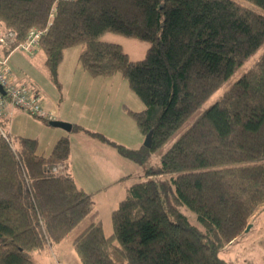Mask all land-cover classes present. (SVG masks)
Here are the masks:
<instances>
[{"label": "trees", "instance_id": "1", "mask_svg": "<svg viewBox=\"0 0 264 264\" xmlns=\"http://www.w3.org/2000/svg\"><path fill=\"white\" fill-rule=\"evenodd\" d=\"M247 1L264 9V0ZM0 27L16 32V44L32 28L47 29L40 49L56 82L64 51L74 46L92 76L126 78L145 103L132 114L152 134L150 147L71 129L138 164L264 44V15L235 0H0ZM107 32L148 42L146 57L133 61L121 45L100 40ZM37 143L0 134V264H35L31 253L65 240L95 206L68 170L69 137L47 156L36 153ZM161 161L126 190L111 234L92 223L73 240L82 264H231L220 252L264 207V51Z\"/></svg>", "mask_w": 264, "mask_h": 264}, {"label": "rangeland", "instance_id": "2", "mask_svg": "<svg viewBox=\"0 0 264 264\" xmlns=\"http://www.w3.org/2000/svg\"><path fill=\"white\" fill-rule=\"evenodd\" d=\"M235 1L264 15L263 8L247 0ZM100 40L121 45L133 61L143 60L150 47L148 42L113 32L103 34ZM81 51V46H74L64 51L63 59L59 65L57 82L50 75L46 66V55L42 50L35 53H28L21 49L15 50L7 63L14 78L16 76L22 78L20 80L15 78V82L20 84L24 82L35 83L43 95L41 99L43 108L46 105L54 109L52 113L55 115L54 121L56 123L37 118L26 112L30 121L18 124L23 130L20 133L37 139L36 153L46 156L52 152L62 137H69L73 153L71 159H75V168L69 166L68 170H71L72 176L82 187L93 191L95 218L103 221L102 226L105 233L109 235L113 231L112 212L125 197L126 189L134 183L148 178L146 170L151 166L160 165L162 156L194 120L211 106L232 82L252 67L264 51V44L182 124L163 146L155 150L144 164H138L118 153L119 161L113 162L111 152L107 150L105 154L98 147L99 144L107 147L110 145L84 131L86 129L101 132L129 148L151 146V143L147 145V139L152 140L151 134L145 135L140 131L132 114V112H140L145 109V103L131 89L128 80L121 74L112 77L92 76L80 62ZM60 123H67L71 126L75 123L84 129L76 127L67 130L61 127ZM94 146L98 148H94ZM97 155L100 156V162L104 165V174L103 172L100 174L99 168L91 164L92 159H96ZM165 176L152 178L160 179ZM184 212L190 216L193 223L197 222L193 212L186 209ZM249 224L256 226L255 228L251 227L248 232L244 231V234L247 235L243 251L234 260L236 264H264V207L251 218ZM77 228L75 229L77 230ZM257 229H261L260 232H257ZM76 230L68 235V240L73 239ZM62 244H59L60 248L67 244V241ZM251 244H257L259 249L253 248ZM230 255L232 256V254L224 253L222 258L229 260ZM55 257L58 259L55 249L31 253V258L35 264H40L41 259L42 264H56V262L53 263ZM44 260L46 261L44 262Z\"/></svg>", "mask_w": 264, "mask_h": 264}, {"label": "built area", "instance_id": "3", "mask_svg": "<svg viewBox=\"0 0 264 264\" xmlns=\"http://www.w3.org/2000/svg\"><path fill=\"white\" fill-rule=\"evenodd\" d=\"M60 0H56L58 3ZM56 12V4L51 10V17ZM51 25L49 21L48 26ZM47 29L32 28L25 41L16 44V32L13 30H5L0 27V49L4 50H24L28 53H35L40 50L41 39L45 35ZM9 55L0 56V134L9 141L11 136L3 128L1 119L7 117V107L11 104L13 107L21 109L37 118L47 121H54L55 116L47 112L41 103V95L37 92L31 83L24 82L22 84L15 82L13 72L7 61ZM56 173H66L64 166H54L52 169Z\"/></svg>", "mask_w": 264, "mask_h": 264}, {"label": "crops", "instance_id": "4", "mask_svg": "<svg viewBox=\"0 0 264 264\" xmlns=\"http://www.w3.org/2000/svg\"><path fill=\"white\" fill-rule=\"evenodd\" d=\"M41 50V49H40ZM39 50V51H40ZM14 52V51H13ZM12 52V53H13ZM6 52L2 49H0V56L4 55ZM11 53V54H12ZM11 54L9 55V59L11 57ZM17 80H20L22 78H20L19 76H16L15 77ZM14 78V79H15ZM15 79V80H16ZM31 82V81H30ZM32 86L34 87V89L39 92V94L41 95V97L43 96L42 93L39 91L38 87H36V84L31 82ZM44 109L49 112V113H52L54 109H52L50 106H46L44 107ZM7 117L4 118V119H1V124L3 126V128L13 137V136H24V137H27V138H31L29 136H26L25 134H22L20 133V131H23L22 128L18 125L19 123L21 122H28L30 121V118H29V115L26 114L25 111L21 110V109H18V108H15L13 107L11 104L8 105L7 107ZM53 114V113H52ZM55 116V115H54ZM55 120V119H54ZM68 122H71V121H68ZM73 125H76L75 123L72 124ZM13 132H16L15 134ZM106 135V134H105ZM107 136V135H106ZM109 137V136H107ZM111 138V137H109ZM33 139V138H31ZM112 139V138H111ZM114 140V139H113ZM115 141V140H114ZM117 142V141H116ZM86 146V145H85ZM98 147L100 149L103 150V152H105L106 154V151L108 150L109 152H111L112 154V160L113 162H118L119 161V156L117 155V151L111 147V146H103L101 144L98 145ZM97 146H94V148H98ZM86 151V150H85ZM101 155V154H100ZM71 156L73 157V153L71 152ZM81 156V154H80ZM98 161H97V160ZM93 158L92 159V162L91 164L94 165V166H97L99 168V171H100V174L103 172L104 174V165L100 162L101 158L100 156L97 155V157ZM75 159H71L70 158V163L69 165L72 167L75 166ZM74 163V164H73ZM73 164V165H72ZM75 168V167H74ZM97 168V170H98ZM95 169V167H94ZM70 173L71 170H70ZM79 184V183H78ZM80 185V184H79ZM81 186V185H80ZM82 187V186H81ZM84 188V187H83ZM129 188V187H128ZM127 188V189H128ZM85 189V188H84ZM126 189V190H127ZM86 190V189H85ZM88 192H91L93 194V191H90V190H87ZM125 194H126V191H125ZM94 196V195H93ZM94 210V209H93ZM93 213V214H92ZM95 215L96 213L94 211H92L82 222L81 224H79L76 228V232H75V236L73 237L72 240H68V237L63 240L62 242L58 243V244H55L53 245L52 247L49 248V250H54L57 252V256H58V259L55 257V261H53V263L56 262V264H82L81 262V259L79 257V255L77 254L74 246H73V240L90 224L92 223H100L101 225L103 224V221L100 220V219H96L95 218ZM94 217V218H93ZM256 225L252 224V228H255ZM74 230V231H75ZM261 229H257V232L259 231L260 232ZM73 231V232H74ZM105 231V230H104ZM246 235L247 234H243L242 236H240L239 238H237L233 243H231L229 246H227L225 249H223L221 252H220V257L222 258V255L224 253H229V254H232L231 257H229L228 259L229 260H225L231 264H236L234 258L236 256H239L241 254V252L243 251V245L244 243L246 242ZM67 241V244H65L64 246H62V248H60V245H63L62 243H65ZM60 244V245H59ZM59 245V246H58ZM252 247H257V244H251ZM258 248V247H257ZM259 249V248H258ZM263 253H264V250H263ZM234 255V256H233ZM49 259V258H47ZM46 259V260H47ZM44 260V262L46 261ZM42 262V259L40 260V264ZM243 263H246V262H243Z\"/></svg>", "mask_w": 264, "mask_h": 264}, {"label": "water", "instance_id": "5", "mask_svg": "<svg viewBox=\"0 0 264 264\" xmlns=\"http://www.w3.org/2000/svg\"><path fill=\"white\" fill-rule=\"evenodd\" d=\"M51 123H56V121H52ZM61 127H64L66 128L67 130H69L72 126L70 124H67V123H60L59 124ZM151 134V133H149ZM152 136V134H151ZM152 140H150V138L147 139V145H149L151 143ZM151 145V144H150ZM252 227V224H249L245 230V232H248L249 229Z\"/></svg>", "mask_w": 264, "mask_h": 264}]
</instances>
